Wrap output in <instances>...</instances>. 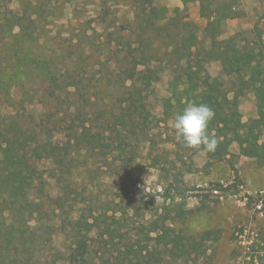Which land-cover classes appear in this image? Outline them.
Returning a JSON list of instances; mask_svg holds the SVG:
<instances>
[{
	"label": "trees",
	"instance_id": "trees-1",
	"mask_svg": "<svg viewBox=\"0 0 264 264\" xmlns=\"http://www.w3.org/2000/svg\"><path fill=\"white\" fill-rule=\"evenodd\" d=\"M181 1L185 7L199 3L200 14L207 21L204 34L210 43L199 48L197 34L189 31L173 47L172 58L167 59L171 78L165 96L156 92L160 76L150 66L148 43L141 42L136 49L129 47L124 59L128 60V67L119 75L118 90L115 94L110 92L111 98L106 101L96 98L93 88L84 83L81 71L67 70L61 76L48 69L46 61L32 59L35 68L45 71L46 97L55 101L57 110L39 116L32 111L22 115L20 110L0 113V264L39 262L38 254L44 249H53L66 264H165L157 248L142 247L138 240L148 225L160 229L164 220L142 221L144 214L128 199L122 197L117 201L118 195H102L99 187L107 176L122 180L137 177L144 148L151 167L164 172L165 178L173 174L165 196L171 198L175 190L172 198L183 201L176 203V216H185L186 189L179 185L183 174L176 161L200 153L177 141L173 122L190 103L207 104L215 113L209 132L214 130L219 143L214 152L203 154L221 162L231 155V147L236 143L264 165L262 31L256 29L253 44L241 41L239 35L218 42L216 35L227 21L242 16L239 7L228 0ZM40 9L48 10L43 6ZM31 10L29 5L21 16H15L7 5L4 13L0 8V111L3 101L11 100L10 88L22 86L25 75L24 70L15 67L20 48L10 44L11 38L15 45L21 39L38 40L42 15L37 9ZM151 12L154 18L162 20L167 9L155 8ZM16 28L18 33L13 34ZM207 61L220 63V76L211 75ZM63 75L68 77V83L61 80ZM71 87L75 89L73 98L64 97L63 93ZM248 93L255 95L256 117L243 122L240 105ZM20 107L26 110L23 103ZM163 125L171 128L168 136L175 148V160L154 152L156 130ZM50 179L57 184L54 196L47 191ZM219 190L227 191L215 185L213 191ZM164 219L169 220L167 215ZM57 227L61 233L52 234ZM128 232H137L138 238L132 235L133 243L121 247ZM93 234L99 238L98 251L92 243ZM212 234L209 231L200 240L177 241L169 249L162 237L154 241L157 247L164 245V250L175 259H187L200 255ZM112 245L116 254L111 251ZM93 253L100 256L94 257ZM54 254L46 256L45 264H58Z\"/></svg>",
	"mask_w": 264,
	"mask_h": 264
},
{
	"label": "rangeland",
	"instance_id": "rangeland-1",
	"mask_svg": "<svg viewBox=\"0 0 264 264\" xmlns=\"http://www.w3.org/2000/svg\"><path fill=\"white\" fill-rule=\"evenodd\" d=\"M228 1L239 7L242 16L228 20L216 40L222 42L239 35L241 41L253 44L256 29L264 35V0ZM6 5L15 16H21L29 5L31 11L37 9L42 16L38 21L37 41L21 39L15 45L14 38H11L10 44L20 48L15 67L24 70L25 75L22 86L10 88L12 97L3 101L2 114L20 110L22 115L27 116L32 111L39 116L57 110L55 101L46 97L44 69L38 70L31 63L35 57L46 61L48 69L61 76L67 70L81 71L84 83L93 88L96 98L106 101L111 98L110 92L115 94L119 88V75L128 67V60L124 59L130 46L136 49L139 43H148L150 66L160 76L156 92L165 96L171 78L167 59L172 58L173 47L189 31L197 34L199 48H206L210 43L204 34L207 21L201 16L197 2L185 7L181 0H0L1 13ZM40 6L48 10L41 12ZM162 7L167 9L166 16L157 20L151 10ZM17 33L18 28L13 34ZM205 64L212 76L221 75L219 62L207 61ZM64 76L61 80L68 83V77ZM74 91V87L67 88L63 96L71 97ZM20 103L26 110L21 109ZM240 111L243 122L256 117L253 93H248L242 100ZM170 130V126L164 125L156 130L158 137L154 152L175 160V148L168 136ZM142 151L139 158L142 166L137 177L133 180L104 177L99 192L107 197L118 195L117 201L122 197L128 199L144 214L142 221L153 219L164 220V223L159 224L160 229L148 225L140 238L136 236L137 232H128L120 242L121 247L132 244L133 235L140 240L142 247L157 248L165 264H264V165L236 143L231 147V155L221 162L213 161L205 154L176 161L183 174L179 177V185L186 189L185 216L177 218L179 208L176 203H183L182 199L172 198L175 190L171 192V198L165 196V188L173 180V174L165 178L164 172L149 165L147 150L142 148ZM172 171L176 173V170ZM49 182L47 191L54 196L57 184L53 179ZM217 184L227 191H213ZM166 215L169 220L164 219ZM209 231L213 233L211 240L204 242L200 255L187 259H175L164 250V245L157 247L154 241L162 237L169 249L180 240H200ZM51 233H61V230L57 227ZM60 235L63 238V234ZM93 237L92 243L98 251L96 243L99 238L95 234ZM69 242H66L67 246ZM111 251L116 254L115 247ZM51 253L54 254L53 249H44L38 254L41 260H33L32 264H45L46 256ZM54 255L59 259L58 264H66L62 256ZM93 256L100 254L93 253Z\"/></svg>",
	"mask_w": 264,
	"mask_h": 264
},
{
	"label": "clouds",
	"instance_id": "clouds-1",
	"mask_svg": "<svg viewBox=\"0 0 264 264\" xmlns=\"http://www.w3.org/2000/svg\"><path fill=\"white\" fill-rule=\"evenodd\" d=\"M214 111L203 103H190L174 117L173 127L178 142L197 153H212L219 140L209 125L214 119Z\"/></svg>",
	"mask_w": 264,
	"mask_h": 264
}]
</instances>
